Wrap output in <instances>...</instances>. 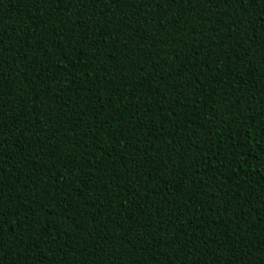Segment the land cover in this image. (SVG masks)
<instances>
[{"label":"trees","instance_id":"obj_1","mask_svg":"<svg viewBox=\"0 0 264 264\" xmlns=\"http://www.w3.org/2000/svg\"><path fill=\"white\" fill-rule=\"evenodd\" d=\"M0 264H264V0H0Z\"/></svg>","mask_w":264,"mask_h":264}]
</instances>
